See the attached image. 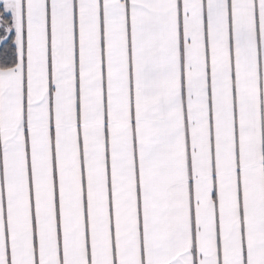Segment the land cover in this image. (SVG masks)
I'll return each instance as SVG.
<instances>
[{"label":"snow or ice","instance_id":"obj_1","mask_svg":"<svg viewBox=\"0 0 264 264\" xmlns=\"http://www.w3.org/2000/svg\"><path fill=\"white\" fill-rule=\"evenodd\" d=\"M0 264H264V0H0Z\"/></svg>","mask_w":264,"mask_h":264}]
</instances>
